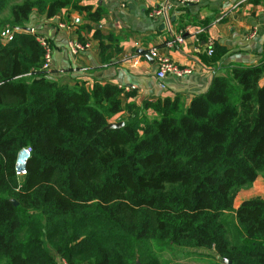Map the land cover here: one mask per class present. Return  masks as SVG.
Segmentation results:
<instances>
[{
  "label": "trees",
  "instance_id": "1",
  "mask_svg": "<svg viewBox=\"0 0 264 264\" xmlns=\"http://www.w3.org/2000/svg\"><path fill=\"white\" fill-rule=\"evenodd\" d=\"M5 8L19 32L0 44V264H161L152 245L264 264V199L233 206L264 178V48L259 64L219 68L188 101L137 103L113 84L86 90L40 73L45 50L21 30L33 13L53 21L71 11L102 51L113 39L91 27L101 8L0 0Z\"/></svg>",
  "mask_w": 264,
  "mask_h": 264
},
{
  "label": "crops",
  "instance_id": "2",
  "mask_svg": "<svg viewBox=\"0 0 264 264\" xmlns=\"http://www.w3.org/2000/svg\"><path fill=\"white\" fill-rule=\"evenodd\" d=\"M80 1L104 11L100 22L91 25L101 35L113 39L103 42L102 51L88 32L77 31L75 26L84 22L71 11L67 15L61 13L51 23L33 13L29 20L36 15L41 24L29 22L26 26L49 43L53 69L65 70L51 79L69 87L83 86L88 90L92 83L99 82L116 85L124 93H134L137 103L175 95L188 101L208 89L219 68L256 66L261 59L264 0H196L184 7L174 6L169 28L162 21L147 17L148 11L166 0ZM65 16L70 20L69 26L61 22ZM200 30H204L205 40L209 37L214 41L213 57L206 54L205 40L198 38ZM253 31V37H248ZM79 37L89 48L72 56L69 44L79 42ZM178 38L180 42H176ZM169 41L175 43L165 46ZM152 48L190 73L179 78L168 76L159 82L155 78L156 63L147 53ZM147 56L152 60H147ZM131 87L134 90H129Z\"/></svg>",
  "mask_w": 264,
  "mask_h": 264
},
{
  "label": "built area",
  "instance_id": "3",
  "mask_svg": "<svg viewBox=\"0 0 264 264\" xmlns=\"http://www.w3.org/2000/svg\"><path fill=\"white\" fill-rule=\"evenodd\" d=\"M196 0H166L162 2L160 5L157 7L151 9L147 13V17L151 20H160L163 22V24L169 28L170 27V13L174 6L178 7H184L190 4L195 3ZM18 32V30H13V32H10V35L8 37L9 42L12 41L14 34ZM32 32V30H31ZM204 32V30H200L199 33ZM254 31L252 34H250L248 37H253ZM176 42H180L181 39H175ZM37 41L41 44L43 48H46V45L44 41L40 38H37ZM175 41H169L165 43V46L171 47L172 44H174ZM206 43V54L207 56H211L213 54V47H214V41L211 38H207L205 40ZM69 53L72 56H78L83 54L88 48L89 45L87 42H72L69 44ZM148 55L154 60L156 63V72H155V78L159 81L162 82L166 77L168 76H173V77H182L183 75H187L190 73L189 69L185 68H179L177 64L171 62L167 57L159 55L158 51L156 48H152L148 50ZM65 70H60V69H53L52 66V56L49 51V48L45 49V54H44V59L43 63L40 68V73L46 75L49 78L58 76L60 74H63ZM161 88H164L163 85H161ZM129 90H134V87L129 88ZM30 156V151L26 155L24 152L19 151L16 157V162H15V167H14V172L17 177H21L25 175V163L23 164H18V160H25L27 161Z\"/></svg>",
  "mask_w": 264,
  "mask_h": 264
},
{
  "label": "rangeland",
  "instance_id": "4",
  "mask_svg": "<svg viewBox=\"0 0 264 264\" xmlns=\"http://www.w3.org/2000/svg\"><path fill=\"white\" fill-rule=\"evenodd\" d=\"M11 3L12 2H8V5ZM38 18L39 17H37L36 15H33L31 20H29L31 25L41 24ZM8 19V8H5L2 12H0V44L2 45L9 42L8 37L10 35V32H13L14 30L9 27ZM51 22L52 21H50V23ZM29 33L34 36L40 37L33 32ZM42 40L44 41L46 48H49V43L45 39ZM46 48H44V50ZM263 186L264 178L258 177L250 187L241 189L234 199V208H237L243 201L248 199H264ZM152 250L155 256L160 260L161 264H230L213 250H185L173 246L163 245H152Z\"/></svg>",
  "mask_w": 264,
  "mask_h": 264
},
{
  "label": "water",
  "instance_id": "5",
  "mask_svg": "<svg viewBox=\"0 0 264 264\" xmlns=\"http://www.w3.org/2000/svg\"><path fill=\"white\" fill-rule=\"evenodd\" d=\"M161 28H164V25L162 24L161 25ZM22 31H25V32H31V29L27 28V27H23L21 28ZM147 60L151 61L152 59L150 57H146ZM122 123H116V124H109L107 125L106 129H110V130H114V129H119L120 127H122ZM12 204L14 206H16V202L12 201Z\"/></svg>",
  "mask_w": 264,
  "mask_h": 264
},
{
  "label": "clouds",
  "instance_id": "6",
  "mask_svg": "<svg viewBox=\"0 0 264 264\" xmlns=\"http://www.w3.org/2000/svg\"><path fill=\"white\" fill-rule=\"evenodd\" d=\"M21 151L24 152L27 155L28 152H29V149L28 148H23V149H21ZM25 162H26L25 160H18L17 161L18 164H23Z\"/></svg>",
  "mask_w": 264,
  "mask_h": 264
}]
</instances>
